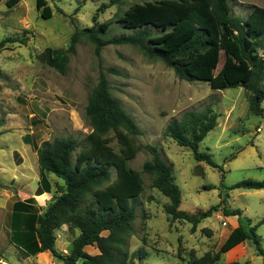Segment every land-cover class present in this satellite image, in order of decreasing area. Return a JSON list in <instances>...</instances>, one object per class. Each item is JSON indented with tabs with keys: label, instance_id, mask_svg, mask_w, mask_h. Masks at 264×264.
<instances>
[{
	"label": "rangeland",
	"instance_id": "rangeland-1",
	"mask_svg": "<svg viewBox=\"0 0 264 264\" xmlns=\"http://www.w3.org/2000/svg\"><path fill=\"white\" fill-rule=\"evenodd\" d=\"M7 1H0V43L5 44L0 53V131L10 128L6 138L11 146L20 150L24 146L21 139L31 131L41 137V126L51 140L87 136L92 129L86 106L102 72L113 97L142 130L140 151L129 163L141 172L143 191L133 203L136 220L134 234L128 239L133 257L128 264H193L206 253L217 252L224 209L243 211L253 226L264 219V190L229 189L244 180H264V116L250 113V94L244 88L220 91L205 81H183L164 62L149 59L130 45H108L98 55L86 35L70 57L66 75L38 59L47 48L68 49L76 30L98 29L119 11L152 0H127L113 6L112 0H46L53 10L48 20L42 17L43 9L38 10L37 0H20L12 8ZM230 3L234 16L243 18L252 7L264 8V0ZM104 5L109 7L100 11ZM124 33L120 24L113 23L101 37ZM108 68L120 74L108 73ZM207 108L218 119L216 128L201 143L200 152L211 154L218 168L196 161L191 149L180 147L167 133L172 120ZM112 146L119 151L116 140ZM148 146H155L171 167V176L181 191L180 210L200 213L220 204L219 212L203 220L195 232L191 223L172 221L165 211L170 200L153 188L152 177L143 173L145 162L152 159ZM58 188L61 193L65 190ZM256 233L264 249V224ZM56 236L57 251L69 254L79 231L65 225ZM249 243L256 252L254 242ZM140 250L147 254L141 260L134 257ZM86 252L94 255L98 250L88 247ZM33 257L29 264H39ZM53 264L62 263L53 257Z\"/></svg>",
	"mask_w": 264,
	"mask_h": 264
},
{
	"label": "trees",
	"instance_id": "trees-1",
	"mask_svg": "<svg viewBox=\"0 0 264 264\" xmlns=\"http://www.w3.org/2000/svg\"><path fill=\"white\" fill-rule=\"evenodd\" d=\"M1 1V0H0ZM127 0H112L111 5ZM231 0H152L137 3L119 11L98 29L76 30L68 49L47 48L38 59L62 75L68 73L70 57L85 35L95 45L97 54L108 45H130L149 59H158L174 70L183 81H205L213 90L244 88L249 94L251 114L264 116V8L252 7L243 18L234 16ZM20 0H8L9 8ZM109 6L104 5L100 11ZM38 10L48 20L53 10L46 0H37ZM97 16L94 17V21ZM113 23L125 32L114 38H103ZM22 44H25L23 41ZM0 43V53L5 49ZM222 62V66H220ZM108 73L120 74L115 68ZM86 116L92 131L81 140L56 137L37 150L42 176L39 195L49 190L47 175L53 174L65 183V190L40 213L35 207L18 203L16 216H27V231L18 228L15 238L23 257L50 252L62 264H128L129 237L134 234L135 203L143 191L141 172L129 167L138 155V138L142 130L111 93L110 82L102 72L92 90ZM218 115L207 108L191 111L183 119L172 120L167 133L180 146L193 151L196 161L210 167L219 166L211 154L200 152V145L216 128ZM117 141L119 151L112 146ZM152 159L145 162L143 173L152 177V187L170 200L165 207L172 221L197 226L219 212L220 204L200 213L180 210L182 196L171 176V167L155 146H148ZM113 171L116 177L113 179ZM229 189L263 190L264 180L241 181ZM225 217L237 216L239 225L215 253L208 252L193 264H225L221 257L235 246L252 240L263 258L264 249L256 233L262 219L252 225L243 211L223 210ZM78 230L69 254L56 249V233L63 226ZM87 247L99 253L90 255ZM140 250L134 257L146 256ZM239 264V263H230Z\"/></svg>",
	"mask_w": 264,
	"mask_h": 264
},
{
	"label": "crops",
	"instance_id": "crops-1",
	"mask_svg": "<svg viewBox=\"0 0 264 264\" xmlns=\"http://www.w3.org/2000/svg\"><path fill=\"white\" fill-rule=\"evenodd\" d=\"M45 129L41 126V137L35 131L26 134L21 139L20 143L21 145L23 143L24 146L20 150L11 146L10 140L8 137L6 138L11 133L9 127L5 126L0 131V264H14L16 260L20 264H29L34 258L21 255L18 247L19 242L14 235L18 228L27 231V216L17 217L15 215L18 203L35 207L42 213L56 196L63 193L58 191V187L65 189L63 180L49 174L47 175L50 184L49 190L45 189L41 195L38 193V189L42 187L43 178L37 150L44 142L51 140L45 137ZM222 221L221 244L218 250L239 225L237 216L224 217ZM249 241L247 240L224 253L220 262L225 264H264L263 258L258 255L257 251H252ZM35 259L39 264H53V256L50 252L39 253Z\"/></svg>",
	"mask_w": 264,
	"mask_h": 264
}]
</instances>
